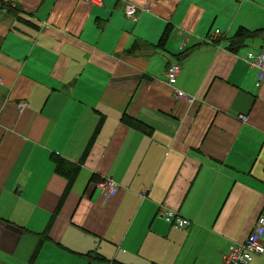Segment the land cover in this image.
<instances>
[{
    "label": "crops",
    "instance_id": "obj_1",
    "mask_svg": "<svg viewBox=\"0 0 264 264\" xmlns=\"http://www.w3.org/2000/svg\"><path fill=\"white\" fill-rule=\"evenodd\" d=\"M263 50L264 0H0V264H223L264 216Z\"/></svg>",
    "mask_w": 264,
    "mask_h": 264
},
{
    "label": "built area",
    "instance_id": "obj_2",
    "mask_svg": "<svg viewBox=\"0 0 264 264\" xmlns=\"http://www.w3.org/2000/svg\"><path fill=\"white\" fill-rule=\"evenodd\" d=\"M87 4L102 5L105 0H83ZM138 8L135 5L126 6V15L134 19ZM219 31H216L218 34ZM245 61L259 70L258 84L264 80V50L261 52H249ZM180 71L179 65H170L167 68V79L171 86L177 82ZM176 96L180 99H186L189 103L194 102V98L187 97L182 91H176ZM96 187L103 195L113 196L117 193L118 184L112 178H104L96 183ZM165 219L172 223L177 229H185L191 225V221L182 217L178 213L167 210L164 213ZM264 255V216H260L254 229L244 242L233 243L229 247V251L223 256V264H251L256 256Z\"/></svg>",
    "mask_w": 264,
    "mask_h": 264
},
{
    "label": "trees",
    "instance_id": "obj_3",
    "mask_svg": "<svg viewBox=\"0 0 264 264\" xmlns=\"http://www.w3.org/2000/svg\"><path fill=\"white\" fill-rule=\"evenodd\" d=\"M259 33H261V32H259V31L251 32V31H248V30H245V29H242V28L239 29L237 34L232 39V48H234V49L239 48L247 38L254 37L255 35H257ZM166 37H167V33L163 36L162 42L166 39ZM100 126H101V123H100L99 127ZM61 162H62L61 160L58 161V165H57L58 170H60V168H61V164H60ZM78 172H79V167H76L73 170L71 176H69V185L70 186L74 182Z\"/></svg>",
    "mask_w": 264,
    "mask_h": 264
}]
</instances>
